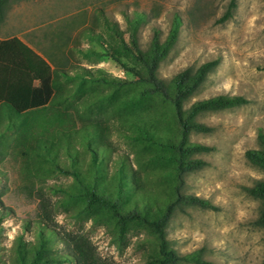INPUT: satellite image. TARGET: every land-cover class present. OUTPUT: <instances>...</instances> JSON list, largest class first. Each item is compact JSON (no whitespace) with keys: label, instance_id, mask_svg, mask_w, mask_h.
Returning <instances> with one entry per match:
<instances>
[{"label":"trees","instance_id":"trees-1","mask_svg":"<svg viewBox=\"0 0 264 264\" xmlns=\"http://www.w3.org/2000/svg\"><path fill=\"white\" fill-rule=\"evenodd\" d=\"M10 1L0 0V23ZM236 6V0H229L218 21L229 19ZM99 15L110 38L85 27L83 35L100 48L75 49L87 58L111 57L131 78L81 65L67 70L68 60H55V67L20 37L0 39V141L17 144L16 155L31 183L55 173L73 179L67 187L52 186L51 193L60 195L57 202L47 198L43 188L37 191L40 213L34 239L27 241L19 234L9 264H105L91 238L55 227L56 206L74 218L105 226L113 243L120 246L130 234L143 232L148 244L143 264H212L202 250L178 253L167 230L178 211L216 208L209 200L183 191L186 176L207 164L199 155L213 150L191 139L193 133L212 129L199 120L200 115L248 100L217 95L187 106L217 66V59L196 69L185 68L170 79L159 76L161 63L179 38V15L174 16L164 40L154 30L147 48L141 46L138 33L143 13L125 15V30L101 10ZM114 135L128 146L127 152L117 146ZM258 142V148L246 151V158L264 170L262 128ZM32 185L25 186L30 194ZM248 192L261 203L256 225L264 230V179ZM6 214L0 215V237ZM24 224L26 230L31 227L29 221ZM58 242L64 250L55 248ZM0 264L8 263L0 257Z\"/></svg>","mask_w":264,"mask_h":264},{"label":"rangeland","instance_id":"rangeland-1","mask_svg":"<svg viewBox=\"0 0 264 264\" xmlns=\"http://www.w3.org/2000/svg\"><path fill=\"white\" fill-rule=\"evenodd\" d=\"M229 0H11L0 24V37L18 36L51 61L68 60L73 65L102 69L121 78H131L109 56L96 60L78 50L89 46L100 48L83 35L85 27H94L110 38L99 20V12L125 30V15L141 12L145 18L139 28V40L147 48L155 29L164 40L175 15L182 19L177 43L161 63L158 74L170 79L181 70L198 68L209 60L217 66L187 103L217 95H238L247 103L232 108L206 112L199 120L212 129L193 133L191 139L213 147L200 154L207 164L186 176L183 191L209 200L216 208H187L178 211L168 227V238L180 254L202 250L212 264H264V230L256 225L260 201L248 188L264 179V170L250 163L246 151L259 147L258 130H264V0H236L232 16L219 22ZM66 42V43H65ZM80 47V49H75ZM113 140L122 151L128 146L117 135ZM0 152V257L12 260L16 237L34 239L35 221L39 219L40 188L46 197L57 202L60 195L51 193L52 186H69L70 175L55 173L32 183L23 174V163L12 141ZM33 184V185H32ZM31 186L32 194L25 186ZM53 214L60 231L80 232L91 238L105 264H143L148 250L143 232L130 234L120 246L112 241L105 226L91 219L74 218L60 207ZM29 221L31 227L25 228ZM56 249L64 250L58 242ZM69 264V263H64ZM194 264V263H184Z\"/></svg>","mask_w":264,"mask_h":264},{"label":"crops","instance_id":"crops-1","mask_svg":"<svg viewBox=\"0 0 264 264\" xmlns=\"http://www.w3.org/2000/svg\"><path fill=\"white\" fill-rule=\"evenodd\" d=\"M1 24V23H0ZM7 38H9V37H5V38H3V37H0V39H7Z\"/></svg>","mask_w":264,"mask_h":264}]
</instances>
